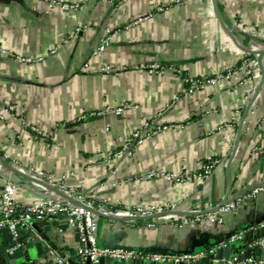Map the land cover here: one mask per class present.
Returning a JSON list of instances; mask_svg holds the SVG:
<instances>
[{"label": "crops", "instance_id": "1", "mask_svg": "<svg viewBox=\"0 0 264 264\" xmlns=\"http://www.w3.org/2000/svg\"><path fill=\"white\" fill-rule=\"evenodd\" d=\"M56 1L80 8L61 11L42 0H0V50L7 52H0L1 155L18 164L21 173L45 171L87 195L98 190L102 206L167 204L176 210L152 220L99 217L102 246L145 254H155L147 252L153 247L217 252L231 246L232 257L251 255L245 243L261 228L256 221L264 216V194L246 200L222 223L196 222L193 211L198 205L216 207L254 184L264 186V57L259 60L264 0H113L115 9L110 0ZM106 28L116 34L99 58L94 50ZM23 58L33 62H19ZM245 60L258 80L241 86L235 77L190 97L173 72L158 76L144 70L162 64L201 78ZM106 65L128 70L104 74ZM174 100L175 109L161 121L179 129L164 132L125 160L115 156L129 134ZM122 105L130 106L121 115L107 113ZM93 112L98 115L81 120ZM223 123L228 126L221 130ZM256 147L261 153L254 152ZM210 160L218 164L204 184L140 180L153 169L197 173ZM23 174L0 162V188L9 178L17 182L21 204L55 194ZM183 216L191 222L184 224ZM239 233L243 239L228 238ZM24 234L25 246L9 253L11 235L0 233V264L41 259L50 249L75 258L76 236L64 216L31 223Z\"/></svg>", "mask_w": 264, "mask_h": 264}, {"label": "built area", "instance_id": "2", "mask_svg": "<svg viewBox=\"0 0 264 264\" xmlns=\"http://www.w3.org/2000/svg\"><path fill=\"white\" fill-rule=\"evenodd\" d=\"M42 1L46 2L51 10L71 11L80 8V5L74 2L63 3L56 0ZM182 1L187 2L188 0ZM110 2L114 7V1L110 0ZM161 11H163V9H161ZM150 16L152 15L140 17L138 20L130 23L129 27L146 21ZM115 34L116 31L112 29H105L100 45L94 50L97 57H103L106 49L111 45V41ZM0 52L7 55L6 51L0 50ZM20 61L29 64L33 62L30 58H23L20 59L19 62ZM86 68H88V65H86ZM126 70H128L127 67L106 65L102 68V73L119 74ZM144 70L148 71L149 74L158 76L164 75L167 71L173 72L184 86L185 97L193 96L198 91L205 90L208 87L222 86L223 83L232 81L235 77H240L239 84L241 86L252 83L259 78V76L255 75L251 70V61L249 60H245L242 65L232 67L226 72H218L215 75L201 78H195L181 69H176L174 67L167 68L162 64H153L147 68L145 67ZM176 104L177 100H174L172 103L167 104L156 117L144 120L137 131L128 135L123 145V150L115 154V156L125 160L131 157L134 151L145 147L147 143L162 136L164 132L170 129H179L180 126L161 121L166 114L171 113L175 109ZM129 106L130 105H122L114 110H108L107 113L112 112L121 115ZM9 109L14 110L15 106H11ZM237 114L239 113L237 112ZM97 115L98 113L93 112L89 116L81 117V120H87ZM237 118L238 115L234 117V120L236 121ZM227 126L226 123H223V125H220V129L223 130V128H227ZM107 130L108 129H106V132ZM52 136L54 138V135ZM254 152L256 154L261 153L260 149L257 147L254 149ZM2 157L8 163H11L14 169L20 171L18 164L9 162L5 156ZM217 164V161L211 160L202 163L197 173H174L153 169L143 175L140 180L158 181L164 179L174 185H180L194 180L200 184H204L212 175ZM23 172L28 176L34 177L36 180L44 182L48 186V189L54 191L55 194L52 196L46 195L38 202L21 204L17 199V192L20 189L19 184L11 178L6 180L4 185L0 188V233L2 231H8L11 235L12 243L8 252H16L25 246L23 236L25 235L24 233H27L31 223H44L51 219H57L59 216H64L66 224L76 236V254L74 259H70V257L60 251L50 249L41 259H29L26 262L18 264H101V260L105 258L111 259L112 262L121 263H126L130 260H144L156 264H195L210 255L216 254V249L192 254L163 255L145 254L140 251H130L125 248L112 249L108 246H102L97 235V223L100 215L111 220L132 219L136 217L148 218L166 211L175 213L176 210H169L170 206L167 204H165L164 207L158 205H124L122 207L109 208L97 203L98 200H100V192L98 190L87 195L83 191L72 188L64 182L58 183L54 175L45 171L31 170ZM240 191L241 190H238V192ZM263 194L264 187L256 188L250 194L241 196L236 201H231L221 206L217 212L212 214L204 215L202 213L213 210L219 207L220 204L216 207L198 205L193 211L194 220L196 222L207 220L212 223H222L225 215L239 211L246 200H254ZM104 203L106 204V201H104ZM182 220L184 224L191 222V219L186 216H183ZM151 225L152 223H149V226ZM241 239H243V236L240 233L230 237L231 242ZM249 250H251V255H236L227 261L224 260V264H264V238H260L254 243H251ZM256 251H258V254H256Z\"/></svg>", "mask_w": 264, "mask_h": 264}, {"label": "water", "instance_id": "3", "mask_svg": "<svg viewBox=\"0 0 264 264\" xmlns=\"http://www.w3.org/2000/svg\"><path fill=\"white\" fill-rule=\"evenodd\" d=\"M264 57V51H262L261 55H260V58L259 60H262V58ZM264 79V78H263ZM0 162L1 164L6 168L8 169L10 172L12 173H17V174H20V175H24L23 173H21L20 171L14 169V167L12 166L11 163H8L1 155H0ZM45 187L48 188V186L45 184L44 185ZM261 187H264L263 185H257V184H254L248 188H244L242 189L240 192H238L234 197H232L231 199L229 198V195L226 197V199L223 201V203L220 204L219 207L213 209V210H210V211H205L203 212L202 214H212V213H215L219 210V208L221 206H224L225 204L231 202V201H236L239 197L241 196H245L247 195L249 192L253 191L254 189L256 188H261ZM232 191V185L230 186V191L229 193H231ZM94 212V211H93ZM164 214H175V213H164ZM177 215V214H176ZM158 215H154V216H151V217H148V218H139V217H136V218H132V219H113L114 221H123V222H126V221H141V220H152L153 218L157 217ZM189 217V215H186ZM100 217H103L102 215H100ZM263 223H264V216H262L261 218H259L257 221H256V224L261 226V228L256 231V234L249 240H247V242L245 243V246L248 247L254 240H257L261 237L264 236V226H263ZM231 236H229L228 238H230ZM112 249H119V248H124L122 246H112L110 247ZM193 246H190L188 250L186 251H180V252H174V251H171V250H168V249H164V248H160V247H153V248H150L148 249V253H155V254H163V255H181V254H192V253H198V252H202V251H205V250H202V251H194L193 249ZM126 249V248H125ZM230 249H231V246L227 247L226 249H221L219 248L216 252L215 255H210L202 260H200L199 262L195 263V264H224V260H229L232 255L229 253L230 252ZM127 250H130V249H127ZM222 253H225L224 255ZM216 261V263H214ZM104 262H112L111 259L109 258H105V259H102L101 260V264H103ZM124 264H156L154 262H150V261H144V260H130Z\"/></svg>", "mask_w": 264, "mask_h": 264}]
</instances>
